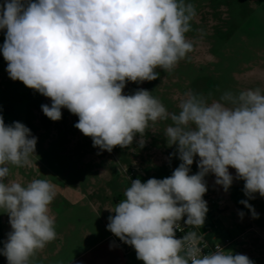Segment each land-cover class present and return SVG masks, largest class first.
<instances>
[{"label": "clouds", "instance_id": "obj_1", "mask_svg": "<svg viewBox=\"0 0 264 264\" xmlns=\"http://www.w3.org/2000/svg\"><path fill=\"white\" fill-rule=\"evenodd\" d=\"M197 13L185 0H4L0 29L6 71L14 81L50 98L41 105L52 121L62 108L78 116L75 127L93 147L111 152L128 148L139 134L143 147L150 123L170 120L164 131L170 154L181 163L171 176L131 180L124 198L109 211L107 230L135 249L144 264H254L247 255L208 245L199 230L208 212L205 177L227 192L243 180L241 200L264 197V93L260 88L224 92L209 101L188 91L169 112L146 89L123 94L127 82L142 83L171 72L193 51L186 38ZM210 95V94H209ZM37 138L19 121L6 125L0 115V208L11 231L0 254L8 264H29L56 239L50 205L56 187L45 179L26 185L8 179L10 167H30ZM198 157V171L191 173ZM235 169L236 176L229 172ZM131 178L129 177V180ZM238 215L243 218L244 212ZM186 217V219H184ZM188 230L181 238L176 231Z\"/></svg>", "mask_w": 264, "mask_h": 264}, {"label": "rangeland", "instance_id": "obj_2", "mask_svg": "<svg viewBox=\"0 0 264 264\" xmlns=\"http://www.w3.org/2000/svg\"><path fill=\"white\" fill-rule=\"evenodd\" d=\"M185 2L192 3L197 13L191 22L192 30L186 34L193 42V51L171 72L157 69L160 75L155 80L127 82L123 94L146 89L169 112H178V104L188 91L203 93L210 102L226 91L238 94L260 88L264 93V0ZM5 33L6 29H0V49ZM6 69L7 61L0 51V115L6 125L23 123L37 138L31 166H9L8 179L24 185L33 179H45L55 185L57 196L51 212L58 236L49 243L50 250L54 243L53 247L60 246L70 257L103 237L108 232L106 226L114 200L119 203L130 186L128 173L133 172L142 182L163 179L171 176L181 163L175 156L170 158L175 146L169 147L163 135L170 120L150 123L143 147L138 144L137 134L128 148L116 146L111 152L101 151L93 147L91 137L74 126L78 116L62 108V118L50 120L41 109L43 104L51 105L50 98L12 80ZM198 159H194L190 174L199 170ZM229 172L236 176L235 169L229 168ZM205 180L208 191L203 199L209 209L201 227L205 239L225 251L247 255L254 264H264V197L256 194L249 200L258 213V218H253L239 203L248 199L243 192V180L234 179L227 192L215 184L214 175L209 174ZM241 211L243 218L238 215ZM5 212L0 208V249L11 231ZM48 254L47 249L37 251L29 264L55 261L57 256ZM0 264H8L2 254Z\"/></svg>", "mask_w": 264, "mask_h": 264}, {"label": "crops", "instance_id": "obj_3", "mask_svg": "<svg viewBox=\"0 0 264 264\" xmlns=\"http://www.w3.org/2000/svg\"><path fill=\"white\" fill-rule=\"evenodd\" d=\"M59 201H57L58 204ZM118 201L114 200V205ZM55 203V201H53ZM50 214L54 217L51 212ZM111 215L114 213L111 212ZM58 236V235H57ZM54 241V240H53ZM52 250L49 248V243L42 250H48L49 254L54 258L50 264H144L142 260L137 259L135 249L123 243L118 237L108 231L103 237L96 240L91 245L84 247L75 252V254L69 255L66 250L60 248V246L53 247ZM62 257V259H60ZM64 257V258H63ZM69 257V258H67Z\"/></svg>", "mask_w": 264, "mask_h": 264}, {"label": "built area", "instance_id": "obj_4", "mask_svg": "<svg viewBox=\"0 0 264 264\" xmlns=\"http://www.w3.org/2000/svg\"><path fill=\"white\" fill-rule=\"evenodd\" d=\"M128 177L131 178L130 179V182H131V180L137 179V177L135 176V174L133 172L128 173ZM184 219H186V217H184ZM180 223H181V226L184 228V231L177 230L176 231V238H181L188 230H190L188 226H186V225L183 224V220ZM197 231H200L201 232L200 234L203 235V236H205V232H202V229L201 228L199 230H197ZM204 240L207 243L208 247L205 248V249H203V254H208L209 252L214 251L215 248H216V246H218L215 243L213 244V243L207 241L205 239V237H204ZM220 247L223 249L222 246H220Z\"/></svg>", "mask_w": 264, "mask_h": 264}]
</instances>
